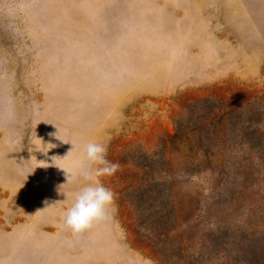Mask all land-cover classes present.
I'll list each match as a JSON object with an SVG mask.
<instances>
[{
	"label": "rangeland",
	"instance_id": "rangeland-1",
	"mask_svg": "<svg viewBox=\"0 0 264 264\" xmlns=\"http://www.w3.org/2000/svg\"><path fill=\"white\" fill-rule=\"evenodd\" d=\"M88 142L115 201L73 234ZM156 241L264 264V0H0V264H170Z\"/></svg>",
	"mask_w": 264,
	"mask_h": 264
},
{
	"label": "clouds",
	"instance_id": "clouds-1",
	"mask_svg": "<svg viewBox=\"0 0 264 264\" xmlns=\"http://www.w3.org/2000/svg\"><path fill=\"white\" fill-rule=\"evenodd\" d=\"M107 152V146L102 143L88 142L84 145L83 155L87 166L82 163L75 175L82 177L87 183L74 193V201L64 215L63 226L73 234H81L95 223L111 219L110 210L115 201V193L103 185L101 178L113 176L118 171L119 164L107 160ZM57 158L59 157H52V166H55ZM95 165L99 167H93Z\"/></svg>",
	"mask_w": 264,
	"mask_h": 264
},
{
	"label": "trees",
	"instance_id": "trees-1",
	"mask_svg": "<svg viewBox=\"0 0 264 264\" xmlns=\"http://www.w3.org/2000/svg\"><path fill=\"white\" fill-rule=\"evenodd\" d=\"M204 102H210L209 100H204ZM163 163H165L163 161ZM161 184L160 181H154L153 183H141L139 187H137L134 191V193L136 192V195L135 197H140V200H142V203L139 204V202L137 203L136 205V211L138 213V221H139V226H140V229L143 230L142 232L144 233L145 229H146V225L145 223L141 220L142 217H143V204L144 202H147L148 200H151V201H154L160 197H158L155 193V191H157V194L159 195L160 191L159 190H156L157 187ZM139 191L140 194H139ZM138 192V194H137ZM141 202V201H140ZM162 206H165V204L163 203ZM155 247L157 249V251L160 253V255L165 258L166 260H168V262L170 264H177L178 262H184V258H183V253H182V250H181V246H180V243H179V246L177 247V254H176V257L177 258V261L173 262V255H172V252L173 251H170V249H167L163 246L160 245L159 241H156L155 242Z\"/></svg>",
	"mask_w": 264,
	"mask_h": 264
}]
</instances>
